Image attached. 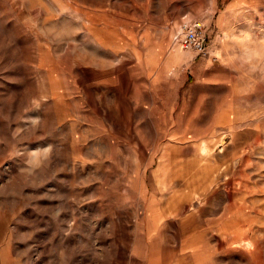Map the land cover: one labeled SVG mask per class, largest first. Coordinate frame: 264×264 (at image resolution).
Returning a JSON list of instances; mask_svg holds the SVG:
<instances>
[{
    "label": "rangeland",
    "instance_id": "obj_1",
    "mask_svg": "<svg viewBox=\"0 0 264 264\" xmlns=\"http://www.w3.org/2000/svg\"><path fill=\"white\" fill-rule=\"evenodd\" d=\"M0 264H264V0H0Z\"/></svg>",
    "mask_w": 264,
    "mask_h": 264
},
{
    "label": "built area",
    "instance_id": "obj_2",
    "mask_svg": "<svg viewBox=\"0 0 264 264\" xmlns=\"http://www.w3.org/2000/svg\"><path fill=\"white\" fill-rule=\"evenodd\" d=\"M210 41L209 31L200 21L186 20L174 36L176 46L204 59L212 57Z\"/></svg>",
    "mask_w": 264,
    "mask_h": 264
},
{
    "label": "bare ground",
    "instance_id": "obj_3",
    "mask_svg": "<svg viewBox=\"0 0 264 264\" xmlns=\"http://www.w3.org/2000/svg\"><path fill=\"white\" fill-rule=\"evenodd\" d=\"M227 37H228V34H225ZM202 155H203V153H202Z\"/></svg>",
    "mask_w": 264,
    "mask_h": 264
}]
</instances>
